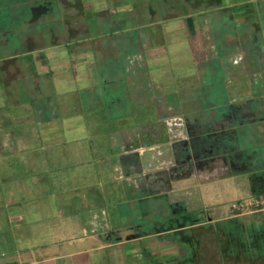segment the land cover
<instances>
[{"label": "rangeland", "instance_id": "obj_1", "mask_svg": "<svg viewBox=\"0 0 264 264\" xmlns=\"http://www.w3.org/2000/svg\"><path fill=\"white\" fill-rule=\"evenodd\" d=\"M220 2L0 0L3 33L11 29L5 21L14 15L20 31L32 23L48 37L57 35L60 39L65 33L68 52H74V57L76 52L84 53L71 59L66 83L70 89L86 86L87 91L79 93L82 97L77 96L91 97L99 106L85 113L98 114L100 122L107 120L99 128L94 122L90 124L93 131L100 132L93 142L112 148L115 205L110 207V216L116 223L112 236L127 248L146 242L153 254L160 244L170 243L166 235L136 240L137 231H150L152 226L143 212H150L157 204L152 200L127 203L166 196L171 204L197 212L200 223L192 233L197 243L206 245L205 251L199 252L200 263L232 264L229 249L236 240L244 245L245 254L264 255L263 248L258 253L252 250V242L258 238L264 242V206L243 214L230 209L242 199L264 197L257 186L264 182V154L251 145L254 138L264 141V0L255 1L254 6L259 7L252 9L251 3L238 0V6H246L243 10L225 8ZM90 16L92 24H98L95 16L99 19V34L86 40V19ZM61 26L66 27L64 31ZM57 39L54 44L60 42ZM78 40L83 42L74 45ZM28 44V50L44 45ZM24 51L20 46L19 52ZM81 65L83 70L76 73ZM109 70L113 78L101 73ZM74 95L73 91L68 100ZM118 99L128 100L129 105L110 106ZM106 130L109 138L103 135ZM193 131L195 138L190 135ZM222 131L227 149L235 148L239 162L242 160L248 170L233 171L227 163V171L212 172L201 165L175 171L176 159L182 160L187 153L183 148L200 152L198 140L212 144ZM236 133L242 146L234 147ZM137 135L142 141L139 147L133 143ZM148 136L159 142L154 151H150ZM181 142H188V147L174 148ZM214 156L219 159L223 154L214 151ZM216 165L221 168L225 164L220 161ZM154 218L163 221L158 214ZM181 238L189 241V237ZM218 243L220 248L215 246ZM156 256H147V262L156 263ZM242 264L247 263L244 260Z\"/></svg>", "mask_w": 264, "mask_h": 264}, {"label": "crops", "instance_id": "obj_2", "mask_svg": "<svg viewBox=\"0 0 264 264\" xmlns=\"http://www.w3.org/2000/svg\"><path fill=\"white\" fill-rule=\"evenodd\" d=\"M255 1L240 0L251 3V9L259 7L254 6ZM220 6L246 7L238 6V0H221ZM1 12L0 7V264H150V255H157L156 263L151 264H205L198 257L206 245L196 242L195 227L175 231L179 236H192L193 241L184 242L178 235L166 237L170 243L160 244L153 254L146 242L127 248L123 241H114L116 223L110 216V207L115 205L114 156L107 144L103 148L93 142L100 132L93 131L90 124L99 128L107 120L100 122L98 114L85 113L99 106L91 97L79 98L86 86L70 89L66 83L71 59L84 53L76 52L74 57V52H68L65 33L54 44L57 35H42L32 23L20 31L14 15L5 21L11 29L3 33ZM23 42L44 45L20 53ZM82 70L83 65L76 67V73ZM73 91L74 99L68 100ZM115 101L110 106L129 105L128 100ZM103 135L109 138V131ZM146 139L150 151L159 146L154 138ZM141 142L140 136H135V146ZM166 234H138L135 239ZM259 240L252 242L257 253L264 249ZM243 247L236 240L229 249L232 264H238V253L247 264L264 262V255L245 254ZM210 249L215 250L214 245ZM180 251L185 254L179 255ZM141 253L143 257L137 259Z\"/></svg>", "mask_w": 264, "mask_h": 264}, {"label": "flooded vegetation", "instance_id": "obj_3", "mask_svg": "<svg viewBox=\"0 0 264 264\" xmlns=\"http://www.w3.org/2000/svg\"><path fill=\"white\" fill-rule=\"evenodd\" d=\"M230 118H233L232 116ZM189 130V129H187ZM236 132V131H235ZM190 135L193 137L194 136V131L190 132ZM220 137H218L214 143L210 144V142L207 141H197V145L202 147L200 149V152H196L191 148V151L189 152V149L183 148L182 151H186L187 153L185 154V157L182 160H179V158L176 159V168L175 171L178 169H182L183 167H187L188 170L191 168L193 165H201V167H206V169H209V171H214L220 170V171H227L228 168H226V165L228 163L229 167L233 171H241V170H248L246 169L245 163L241 160L239 162L240 156H238L237 151H234L235 148H230L227 149L228 147L224 144L223 139H225V132L222 131L220 132ZM195 138V136H194ZM194 141L191 142V145L193 146ZM240 144L239 142V137L238 133L235 134L234 136V147H238ZM178 145H181L182 147H188L189 143H175L174 148L177 147ZM232 146V144L230 143ZM191 146V147H192ZM207 147V148H206ZM214 151L219 152L220 154H223V157H218L216 158L214 156ZM178 157V156H177ZM218 159V160H217ZM224 163L225 165L219 168L216 164L218 163ZM258 188L261 190L260 192H264V182L258 183ZM170 203V202H169ZM171 204V203H170ZM172 207V213L175 214L176 216H179L182 221H185L186 218L188 217H193L195 220L199 219L197 217V212L196 211H189L187 210L183 205H178V204H171ZM198 225V224H197ZM196 226V225H195ZM195 226H192L194 228Z\"/></svg>", "mask_w": 264, "mask_h": 264}, {"label": "trees", "instance_id": "obj_4", "mask_svg": "<svg viewBox=\"0 0 264 264\" xmlns=\"http://www.w3.org/2000/svg\"><path fill=\"white\" fill-rule=\"evenodd\" d=\"M93 19V16H90L86 19V22H87V30L89 31L88 34L86 35V37H90V36H97L99 34V30H98V26H99V19L95 16V21L97 22L98 21V24L97 23H91ZM65 26V25H64ZM66 27H62L61 26V29L62 31L65 30ZM94 29L93 32L96 31L95 34L92 33V30ZM37 32H38V29H36ZM104 33V32H102ZM21 46L23 47L24 50H28L29 48V44L27 45L26 42H23L21 44ZM113 72H110L109 76L111 78H113ZM240 139V137H239ZM241 145V144H240ZM252 147L254 148H258V152L261 153V154H264V141L262 140H258L257 138H254L253 140V143H251ZM242 146V145H241ZM257 152V153H258ZM147 200H152V201H155L156 204H157V207L150 210V212L148 210H145L143 212V216L147 219V221L149 223H151V227H150V231H146V232H139V235H141L142 237H145V236H150V235H155V234H164V233H168L166 234L167 238L169 239H174L175 237H178L181 238L182 237H189V241H193V237L188 235V234H181L179 236V233L176 235L175 231L178 230V229H182V228H188V227H192V226H195L197 224H199L200 222V219H194L193 217H188L186 218L185 221H182L181 218H179V216H176L175 214L172 213V207L171 204L169 203V200L166 198V196H155V197H151V198H147V199H144V200H141L140 202H143V201H147ZM135 204V202H134ZM146 212L149 214L148 218L146 217ZM147 214V215H148ZM155 214H158L160 216V218L163 220L161 223H159L155 218H154V215ZM230 222V221H229ZM173 232V234H170L169 232ZM264 237V235H263ZM182 239V238H181ZM184 242H188V240L184 241ZM263 245H264V242H262ZM261 244V243H260ZM238 258H240L239 256V253H238Z\"/></svg>", "mask_w": 264, "mask_h": 264}, {"label": "built area", "instance_id": "obj_5", "mask_svg": "<svg viewBox=\"0 0 264 264\" xmlns=\"http://www.w3.org/2000/svg\"><path fill=\"white\" fill-rule=\"evenodd\" d=\"M264 206V197H260L259 200L250 199H242L238 202L233 203L230 206V209L238 214L247 213L249 209L252 208H260Z\"/></svg>", "mask_w": 264, "mask_h": 264}]
</instances>
